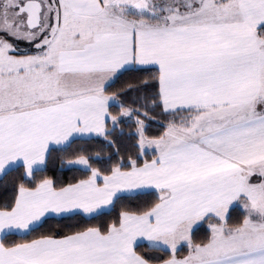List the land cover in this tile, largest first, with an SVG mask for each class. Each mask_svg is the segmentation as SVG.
<instances>
[{
	"label": "snow or ice",
	"instance_id": "6c2138e0",
	"mask_svg": "<svg viewBox=\"0 0 264 264\" xmlns=\"http://www.w3.org/2000/svg\"><path fill=\"white\" fill-rule=\"evenodd\" d=\"M0 264H264V0H0Z\"/></svg>",
	"mask_w": 264,
	"mask_h": 264
}]
</instances>
